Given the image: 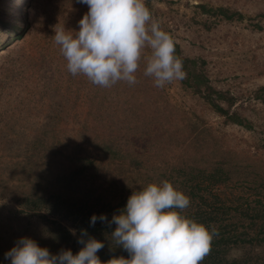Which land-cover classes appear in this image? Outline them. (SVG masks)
Returning <instances> with one entry per match:
<instances>
[{"label":"rangeland","instance_id":"374dc122","mask_svg":"<svg viewBox=\"0 0 264 264\" xmlns=\"http://www.w3.org/2000/svg\"><path fill=\"white\" fill-rule=\"evenodd\" d=\"M149 2L161 29L172 36L185 56L201 63L210 85L235 97L232 110L251 125L224 124L203 100L184 90L179 80L156 87L144 75L151 55L145 49L135 74L137 83L119 81L108 90L107 94L119 99L109 105L108 117L117 124L98 128L102 113L89 122L97 133H104L98 135L131 137L126 144L130 149L134 145L142 158L141 167L127 171L123 166L125 171L118 175L113 167L104 168L107 162L99 165L93 175L98 176L93 200L75 224L98 211L107 213L110 221L133 191L167 180L190 199L186 209L177 211L216 230L200 264H264V106L252 97L255 89L264 86V17H259L264 15V0ZM197 4L229 8L240 12L244 20L214 23L195 9ZM87 11L88 6L78 0H0V18H7L19 33L0 34V264H10L4 254L20 237L34 239L52 254L60 252V243L52 239L62 234L51 223L57 217L41 219L24 201L38 199L36 194L43 195L49 184L47 174L40 173L41 162L51 154L63 160L68 153L63 147L46 146V151L32 154L28 144L52 111L60 124L56 144L71 142L77 124L86 121L89 99L98 85L67 70L53 37L55 29L78 30V21ZM54 80H60L62 87L59 99L49 89ZM102 94L99 91L96 98ZM58 103L62 107L55 110ZM124 119L122 126L119 122ZM85 150L83 155L104 159L91 148ZM79 184L90 187L88 182ZM71 187L67 194L78 190ZM115 227L107 223L97 226L101 232L93 238L104 245L97 252L100 264H111L108 251L119 253L120 263L130 258L127 250L112 242ZM79 237V233H71L60 248L75 254L83 247L77 243Z\"/></svg>","mask_w":264,"mask_h":264},{"label":"clouds","instance_id":"9594fccd","mask_svg":"<svg viewBox=\"0 0 264 264\" xmlns=\"http://www.w3.org/2000/svg\"><path fill=\"white\" fill-rule=\"evenodd\" d=\"M78 2L88 6L78 30L55 29L53 37L72 75L82 74L104 88L119 81L135 85L142 54L149 49L144 75L151 77L156 87L185 78L174 41L153 18L145 0ZM189 204L185 193L164 180L133 191L110 221L105 214H93L89 223L116 225L110 235L130 254L125 264H200L210 251L216 230L181 215ZM69 231L76 234L75 229ZM77 243L83 247L75 254L71 249L52 254L25 236L4 256L10 264H100L97 252L103 242L81 229Z\"/></svg>","mask_w":264,"mask_h":264},{"label":"trees","instance_id":"16d2710c","mask_svg":"<svg viewBox=\"0 0 264 264\" xmlns=\"http://www.w3.org/2000/svg\"><path fill=\"white\" fill-rule=\"evenodd\" d=\"M146 6L150 9L152 14V7L149 0H145ZM195 9L199 10L200 14L208 19H214V23L220 21L226 22H241L244 20V16L237 11H231L229 8L218 6L212 7L205 4H197L194 6ZM152 16H154L152 14ZM264 17V15L259 16ZM209 27L206 26V29ZM258 29H261L258 26ZM163 30V29H162ZM13 32L19 36L18 28L14 26L7 18H0V34ZM172 38V36H170ZM175 45V55L183 62V70L186 73L184 79L179 80L180 86L184 90H188L192 95L198 96L203 102L210 108V110L217 116L223 118L224 124H232L240 127H250L251 123L245 117L238 113V111L232 110V107L236 105V99L229 92L219 90L210 85L208 79L202 72L201 63L195 58H188L185 56L179 44L172 38ZM61 67V66H58ZM47 80H51L47 78ZM97 90L94 92V96L89 99V106L87 108V115L85 116V122L78 123V129L75 132L73 140L70 142L69 139L66 140L64 146L62 144H56L59 142L57 138V131L59 128V122L57 121V116L55 112L52 111L48 114V120L41 125L40 132L31 139L29 142V151L34 154L41 149H45L46 146H50L51 149L62 150V147L66 149L67 155H65V162L62 157L55 159V156L51 154L47 161H43L40 164L41 175L47 174L45 180H49V184L45 186L44 194L37 195L38 199L25 200V205L28 209H33L36 211L37 215L41 219H46L47 217H57L58 221L51 220L53 225H57L59 233L56 237L52 238L60 243V246L66 244L67 238L71 237L70 229H75L77 234L80 235V230H87L89 237H95L101 230H98L97 226L101 225L100 221L94 226H90V218H84L76 225L75 221L79 219L82 215L83 210L88 208V204L93 200L91 197L95 194L96 189H93L94 184L96 185L97 168L99 165H103L107 162L104 168L113 167V170L120 175L125 171L123 166L129 171L130 168L138 169L141 167L142 158L135 151L134 145L130 149L129 145L126 144L129 136H117L116 138L106 134L97 133L96 127H94L90 121H93L94 116L99 114L98 128H107L113 126V120L110 117V104L119 101L118 98L110 96L108 90L112 89V86L108 88L96 86ZM49 89L55 94L59 99L63 96L62 87L60 80H54L53 85ZM107 92L105 93V91ZM99 91L104 92V94L99 96ZM253 100L258 101L262 106H264V86L258 87L252 92ZM61 104L58 103L54 106L55 110L61 109ZM58 113V112H57ZM104 114V115H103ZM55 116V117H54ZM98 115H96L97 117ZM106 116V119H104ZM103 120L106 122L104 124ZM126 119L121 120L119 123L124 126ZM117 122H114L116 125ZM136 135V134H135ZM136 139L144 138L143 136H134ZM123 140V142H121ZM60 143H64L63 141ZM85 147L91 148L102 156L104 159L91 157L86 154ZM61 155V154H59ZM31 157V156H30ZM61 158V159H60ZM101 159V160H100ZM30 163V160H28ZM38 170V168H37ZM92 174V176H91ZM91 176V177H90ZM88 181H84V179ZM92 178V179H91ZM94 178V180H93ZM84 181V182H83ZM90 187L81 186L79 183H87ZM71 185L78 187L77 191H73L71 194H67L68 190L71 189ZM80 187V188H79ZM87 191V192H86ZM90 205V204H89ZM89 210V209H88ZM41 211L45 213H40ZM90 213V212H89ZM88 213V214H89ZM97 216L100 214H105L103 211H98L95 213ZM108 218V217H107ZM109 220V218H108ZM64 234V235H63ZM87 239V237H85ZM112 239L114 245H117L115 240ZM59 246V250H61ZM120 246V245H119ZM114 250L116 247H113ZM119 253H106L108 261L111 264H118L121 261L117 260ZM125 264V263H120Z\"/></svg>","mask_w":264,"mask_h":264}]
</instances>
